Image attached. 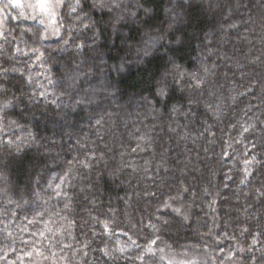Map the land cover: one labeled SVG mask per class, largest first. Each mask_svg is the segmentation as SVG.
<instances>
[{
    "label": "clouds",
    "instance_id": "1",
    "mask_svg": "<svg viewBox=\"0 0 264 264\" xmlns=\"http://www.w3.org/2000/svg\"><path fill=\"white\" fill-rule=\"evenodd\" d=\"M0 264H264V0H0Z\"/></svg>",
    "mask_w": 264,
    "mask_h": 264
}]
</instances>
